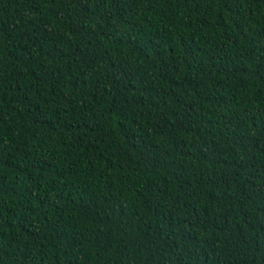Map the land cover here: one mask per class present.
I'll return each instance as SVG.
<instances>
[{"label":"trees","instance_id":"obj_1","mask_svg":"<svg viewBox=\"0 0 264 264\" xmlns=\"http://www.w3.org/2000/svg\"><path fill=\"white\" fill-rule=\"evenodd\" d=\"M0 264H264V0H0Z\"/></svg>","mask_w":264,"mask_h":264}]
</instances>
